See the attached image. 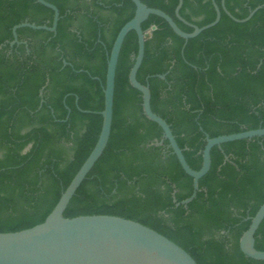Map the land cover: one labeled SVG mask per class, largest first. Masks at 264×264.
I'll list each match as a JSON object with an SVG mask.
<instances>
[{
    "label": "trees",
    "instance_id": "trees-1",
    "mask_svg": "<svg viewBox=\"0 0 264 264\" xmlns=\"http://www.w3.org/2000/svg\"><path fill=\"white\" fill-rule=\"evenodd\" d=\"M45 1L60 13L56 32L21 28L19 44L11 46L14 26L50 27L53 12L37 0H0V233L43 223L94 148L108 55L135 12L130 0ZM140 1L186 33L193 31L188 24L201 28L216 15L211 0H183L179 14L186 24L175 17L178 0ZM214 1L221 9V0ZM263 2L225 0V7L242 20ZM142 30L147 39L136 79L149 86L151 110L170 126L191 169L201 168L205 134L264 128V7L245 23L221 9L216 26L186 43L156 16ZM136 53L137 37L130 32L118 58L107 147L64 218L137 222L197 264H264L239 249L249 218L264 203V137L213 147L196 197L176 206L191 196L193 179L167 141L154 145L162 130L143 115L141 94L128 79ZM255 249L264 251V219Z\"/></svg>",
    "mask_w": 264,
    "mask_h": 264
},
{
    "label": "water",
    "instance_id": "water-1",
    "mask_svg": "<svg viewBox=\"0 0 264 264\" xmlns=\"http://www.w3.org/2000/svg\"><path fill=\"white\" fill-rule=\"evenodd\" d=\"M130 1L135 6L134 16L118 32L107 59L103 89L104 109L100 112L102 126L97 142L43 223L19 232L0 233V264H197L181 247L137 222L106 215L80 216L71 219H66L63 216L77 189L87 178V175L107 147L113 120L114 87L118 58L124 39L130 32L136 34L137 53L132 55L133 65L128 79L130 86L141 94L143 115L162 130L161 140L154 145L160 147L164 144V141H167L166 149L172 151L184 173L193 179L191 196L180 203H176V206L183 205L186 207L196 197V193L199 191L198 181L210 169V153L213 147L220 148L225 143L264 137V128L216 138H209L205 134V145L201 151V168L195 171L186 162L183 150L178 146L170 126L151 110L149 86L142 85L136 79L137 72L144 59L147 39L146 33L142 30V24L150 16L163 19L173 33L186 43L189 39H193L205 30L216 26L221 19V9L234 22L245 23L264 7V2L251 10L245 19L238 20L226 9L225 0H221V9L214 0H211L216 14L214 21L201 28L188 24L193 31L186 33L165 12L147 7L140 0ZM37 2L53 12L51 26H37L30 23L16 25L12 28L13 41L10 43L11 46L19 44L17 30L21 28L56 32L60 18L57 7L45 0H37ZM182 5L183 0H178L174 14L177 19L186 23L179 14ZM150 30L154 31L156 27L152 26ZM184 47L185 45L183 49ZM64 65H67V63L64 62ZM157 77L162 80L165 78L164 75H158ZM40 96H42V92H40ZM225 160H227L226 157ZM263 219L264 203L254 217L249 218V227L239 240L240 251L247 258L255 261H264V251L255 249V233Z\"/></svg>",
    "mask_w": 264,
    "mask_h": 264
}]
</instances>
